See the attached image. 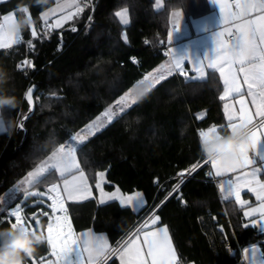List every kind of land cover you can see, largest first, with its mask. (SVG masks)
Returning <instances> with one entry per match:
<instances>
[{
	"label": "trees",
	"instance_id": "1",
	"mask_svg": "<svg viewBox=\"0 0 264 264\" xmlns=\"http://www.w3.org/2000/svg\"><path fill=\"white\" fill-rule=\"evenodd\" d=\"M54 3L6 0L0 3V20L9 11H15L17 19L24 16L19 8L27 6L40 33L45 25L41 14ZM124 9L129 18L127 25L115 16ZM174 9H181L190 20L209 13L212 7L209 0H164L160 8L155 0H92L74 20L53 28L51 35L33 38L26 29L20 44L0 50V72L6 74L0 89L18 101L14 110L6 107L0 112L13 124L9 131L0 133V197L54 147L65 143L70 134L165 60ZM29 40L34 47L28 46ZM132 56L138 57V64L131 61ZM27 57L35 67L18 69ZM32 86L33 111L27 116L31 105L25 93ZM222 91L219 74L211 70L205 79H186L179 74L166 77L78 147L77 157L94 191L97 173L106 171L107 189L117 185L124 192L140 190L149 202L147 207L158 203L177 182L176 174L204 156L199 130L227 124L219 99ZM200 112H205L203 119L198 117ZM21 122L23 129L19 128ZM221 131L227 133L228 129L225 126ZM57 179L54 174L35 183L32 189L44 191ZM180 191L181 197L171 195L158 210L171 233L179 264H246L240 261L242 249L256 243L264 253V234L241 227L242 213L236 202L221 200L218 187L204 180L202 170L187 179ZM68 207L77 231L93 228L107 233L113 243L147 208L135 214L118 201L99 203L95 197L70 202ZM30 214L40 215L44 229L51 208L35 202L26 206L25 216L29 218ZM0 218L6 221L0 223V228L10 226L6 211H0ZM33 255H50L46 241ZM107 264L119 261L113 257Z\"/></svg>",
	"mask_w": 264,
	"mask_h": 264
},
{
	"label": "snow or ice",
	"instance_id": "2",
	"mask_svg": "<svg viewBox=\"0 0 264 264\" xmlns=\"http://www.w3.org/2000/svg\"><path fill=\"white\" fill-rule=\"evenodd\" d=\"M212 3L219 4L221 14L218 29L213 32L214 47L212 49L203 57L194 58L190 54L179 56L175 48H169L167 55L172 57L171 63L161 64L158 68L144 75L143 79L138 82L142 86L145 82L151 81L147 87L131 88L120 95L103 113L85 124L75 134H70L67 143H60L54 147L34 170L28 171L19 184L10 190V192L20 193L25 200L31 196H40L51 201L49 207L53 213V220L47 224L45 241L50 249V256L54 260L45 256H40L37 260L33 254H29L27 257L31 258L32 264H85V259H87V264H97L98 261L106 258L105 253L110 250L106 238L103 235L94 234L91 230L77 234L72 227L71 218L67 214L68 209L65 200L75 202L87 199L90 195V186L76 152L78 147L101 131L107 123L112 122L114 117L124 113L126 109L135 105L142 96L155 89L166 79L165 73L167 76L178 73L186 79H205L207 68L217 72L222 80L223 91L219 96L221 101H226L233 96L239 97L234 103L223 105L227 115L226 127L232 131L241 125L248 128L254 145L253 149L241 151L242 163L238 166L226 165L224 157L206 159L204 165L210 164L214 170L207 173L209 177H222L230 173H239L235 182L232 179L219 181L220 198L223 201L234 199L240 207H245L250 202L243 198L242 190L247 189L254 193L255 199L259 203L256 207L246 208L243 216L248 219V222L243 223L241 227L244 229L258 228L261 233H264V181L258 176L262 169L261 167H252L251 171H246V169L257 164V160L253 158V155H250V152H253L264 164V0H235L234 4L212 0ZM73 4H76V0L64 5L58 3L57 9L51 10V13H42L41 18L45 26L49 29L59 28L64 20L83 11V8L76 4L75 12L57 19L54 24L48 23L50 14H55L56 11H62L64 8H71ZM157 4L159 5V0H157ZM19 12L31 16L27 6L19 8ZM181 15V12L173 13L177 21L174 26L175 33L181 28L178 23ZM115 16L119 17L123 24L129 23L127 9L117 11ZM16 20L13 14L3 17V22L0 23V49L11 48L14 44H20L23 41L22 33H12L7 30L8 25ZM28 29H30L31 37H37L38 33L34 22ZM72 30L75 31L76 29L73 28ZM123 39L126 42L127 36L125 35ZM172 40L173 32H169L168 42L171 43ZM27 43L30 48L34 47L31 40ZM145 43L148 42L145 41ZM185 62L191 63L194 76L185 70ZM26 66L35 67L28 59L17 65L20 70ZM33 89L34 86L29 87L25 93V99L30 105L33 104ZM247 97H251L250 103L254 108L249 106ZM114 108L118 111H114ZM199 118L203 119V113ZM23 126V122H21L19 128L23 129ZM219 127L223 130L225 126ZM217 133H219L218 126L213 124L206 130H199L198 135L200 139L208 140ZM202 166L193 164L190 169L183 170L178 175L181 177L185 173L191 175ZM73 172L78 174H72ZM54 174H58V177L63 180L62 185L52 183L43 193L29 192L27 188L21 187V185L31 186L40 183ZM105 175V172L97 173L100 181L104 179ZM69 176L70 178H65ZM96 187L101 188L99 182ZM179 187L180 185L177 184V191ZM49 193L54 195L49 196ZM101 193H103L102 188ZM107 199L118 201L121 207L137 210L145 207V200L140 192L124 196L119 194V189H117L108 195ZM103 202L102 195L101 203ZM6 204L5 197H0V205ZM158 210L157 208L156 211ZM0 211H6L10 226L25 227L26 222L19 204L11 210L0 208ZM57 213L61 214L57 215ZM43 215H47V213H43ZM160 219L159 215L153 213L140 228L136 229L133 236L125 241L119 250H113L119 252L122 264H177L179 256L167 226L155 227ZM28 221H35L36 225L39 226V220L35 214L29 217ZM5 222L4 218H0V223ZM250 251L252 264H264V253H260L256 244H253L251 248H243L245 257H248ZM257 253H260L259 258H257Z\"/></svg>",
	"mask_w": 264,
	"mask_h": 264
},
{
	"label": "crops",
	"instance_id": "3",
	"mask_svg": "<svg viewBox=\"0 0 264 264\" xmlns=\"http://www.w3.org/2000/svg\"><path fill=\"white\" fill-rule=\"evenodd\" d=\"M3 1H6V0H0V3L1 2H3ZM209 2H210V4H211V7H212V9H211V11L209 12V13H207V14H205V15H203V16H200V17H196V18H192V19H190V20H188L187 19V17H186V15H185V13L181 10V9H174V10H172V12H171V16H170V26H171V32H173V40H172V42L170 43V47L169 48H175L176 49V52H177V55H179V56H183V55H186V54H190L192 57H203L210 49H212L213 47H214V45H213V39H212V36H213V32L214 31H216L217 29H218V21H219V18H220V10H219V4H214V3H212V0H209ZM220 2L221 3H230V4H234V3H232L231 2V0H220ZM163 4H164V0H159V5L157 4V0H155V5H156V7L157 8H160V7H162L163 6ZM175 12H181L182 13V15H181V17L179 18V21H178V23H179V25H180V30L179 31H177L176 33H175V31H174V26H175V24H176V19H175V17L173 16V13H175ZM9 14H13L15 17H16V19H17V14H16V12L15 11H9V12H7V13H5V14H3L2 15V17H1V20H0V23H2L3 22V17L5 16V15H9ZM128 17V16H127ZM129 19V18H128ZM51 24H53V21L51 22ZM59 28H61V27H59ZM58 29V28H57ZM37 31V30H36ZM38 33V32H37ZM38 36V35H37ZM15 45H17V44H14L13 46H15ZM0 50H3V49H0ZM169 52V51H168ZM171 60H172V57L171 56H169V55H167V57L165 58V60H163L159 65H157L155 68H153L152 70H150V71H153L154 69H156V68H158L161 64H165V63H171ZM184 67H185V70H187V71H189L190 73H191V75L192 76H194L195 75V73L194 72H192V70H191V63H189V62H185V64H184ZM206 72L208 73V69L206 68ZM173 74H178V73H173ZM165 75H166V77H168L167 76V74L165 73ZM180 75V74H179ZM188 79H191V78H188ZM138 82L139 81H137L134 85H133V87H131V88H137V87H147L150 83H151V81H148L146 84H144V85H139L138 84ZM242 82V81H241ZM243 83V82H242ZM130 88V89H131ZM222 94V93H221ZM245 95L247 96V93H245ZM239 99V97L238 96H233V97H230L228 100H226V101H223V105L225 104V103H234L236 100H238ZM247 99H248V102H249V106L250 107H253L254 108V106L253 105H251V103H250V101H251V97H247ZM113 104V103H112ZM112 104H110V105H112ZM132 107V106H131ZM130 107V108H131ZM108 108V106L105 108V109H107ZM129 108V109H130ZM237 108H238V105H237ZM104 109V110H105ZM104 110L101 112V113H103L104 112ZM128 110V109H127ZM223 111H224V109H223ZM0 112H1V110H0ZM100 113V114H101ZM203 113V117L205 116V112H200V113H198V117H200V115ZM1 115V114H0ZM224 117H225V120H226V122H227V115H226V113L224 112ZM116 117H114V119H115ZM109 124V123H108ZM224 125V124H223ZM218 126V131L220 132V133H223L222 131H221V129H220V127L219 126H221V125H217ZM224 126H226V124L224 125ZM228 129V128H227ZM206 130V129H205ZM230 129H228V131H229ZM77 132V131H76ZM75 132V133H76ZM1 133V132H0ZM74 133V134H75ZM70 139V138H69ZM69 139L65 142V143H67L68 141H69ZM76 155H77V152H76ZM250 155H253V158L254 159H256L257 160V164L256 165H254V166H251L249 169H246V171H251V168L252 167H261V169H262V164H261V161L259 160V158L258 157H256L255 156V154L253 153V152H250ZM34 170V169H33ZM213 170V169H212ZM214 171V170H213ZM101 172H105L106 173V171H101ZM72 174H78V173H76V172H73ZM86 174V173H85ZM239 175V173H230V174H227V175H225V176H222V177H218L219 179H220V181H226V180H228V179H232L234 182L236 181V177ZM56 176L58 177V174H56ZM258 176H259V178L262 180V181H264V173L262 172V170H261V173H259L258 174ZM86 177H87V182H88V184H89V186H90V195H88V198L87 199H90V198H92V197H95L96 199H97V201L99 202V203H101V199H102V195H103V199H104V202L103 203H105V202H108V201H110V200H108L107 199V197H108V195H110V194H112L113 192H115L117 189H119V194H121V195H124V196H127V195H130V194H133V193H135V192H140V193H142V195H143V198H144V200H145V207H147V205L149 204V202H148V200H147V198H146V196H145V194L142 192V191H140V190H135V191H132V192H124V191H122L120 188H119V186H114V188L113 189H107L106 188V183H107V174L105 175V177H104V179L102 180V181H100L99 180V177L97 176V182H96V184L99 182L100 183V185H101V188L103 189V193H101V188H97L96 187V192L94 191V189H93V187H92V185H91V183H90V181H89V178H88V176L86 175ZM65 178H70V176L69 177H65ZM54 183H59V184H61L62 185V183H63V180L62 179H60L59 177H58V179H57V181L56 182H54ZM34 185V184H33ZM33 185H31V186H29V185H27L26 186V188H28V189H32V186ZM47 190V189H46ZM48 195H54V194H52V193H49ZM242 195H243V198L245 199V200H248L250 203H249V205H246L245 207H240L237 203V205H238V207L240 208V210H241V213H242V221H243V223H246V222H248V219L247 218H245L244 216H243V212L246 210V208L247 207H256V205L259 203V201H257L256 199H255V194L254 193H251V192H249L247 189H243L242 190ZM87 199H83V200H80V201H75V202H82V201H84V200H87ZM232 200H234V199H232ZM235 201V200H234ZM70 202H73V201H67V200H65V203H70ZM144 207V208H145ZM143 208V209H144ZM143 209H141V210H137V209H134V208H131V210L135 213V214H138V213H140ZM153 213H155L156 215H159L160 216V214L158 213V211H156V212H153ZM67 214L69 215V212H67ZM152 215V214H151ZM70 216V215H69ZM150 217V216H149ZM71 218V217H70ZM160 218H161V216H160ZM253 218H258V217H253ZM53 220V213H52V210H51V214H50V217H49V220H48V222H47V224L50 222V221H52ZM71 223H72V220H71ZM47 224H46V226H45V228L43 229V225H39V226H37L36 225V223H35V226H36V230H37V232H43L44 233V235H46V227H47ZM161 226H167L166 224H163L162 223V218L160 219V221L158 222V224L155 226V227H161ZM72 227H73V229L75 230V232L77 233V234H79V233H81V232H86V231H89V230H91L94 234H96V235H103L105 238H106V240H107V243H108V245L110 246V248H111V246L115 243H113V241L109 238V236L107 235V233H105V232H102V231H96V230H94L93 228H87V229H83V230H80V231H77L75 228H74V226H73V223H72ZM167 228H168V226H167ZM259 233H261L260 231H259V229L258 228H255ZM168 230H169V228H168ZM169 233H170V231H169ZM261 234H264V233H261ZM170 235H171V233H170ZM172 238V237H171ZM172 242H173V240H172ZM174 244V243H173ZM256 245L258 246V248L260 249V253H262V250H261V246H260V244H258V243H256ZM251 246L252 245H248V246H246V247H249V248H251ZM177 251V250H176ZM242 252H243V249H242ZM107 253V252H106ZM105 253V254H106ZM178 253V252H177ZM260 253H257V258H259V256H260ZM244 255V254H243ZM178 256H179V254H178ZM117 259H118V261H119V264H122V261H121V259H120V256H119V252L116 254V256H115ZM48 259H53L54 260V258L53 257H51L50 255L47 257ZM244 258H245V262H246V264H252V253H251V251L249 252V254H248V257H245V255H244ZM36 259L37 260H39V257H36ZM25 260H26V264H32V261H31V258H29V257H27L26 256V258H25ZM85 264H87V259H85ZM177 264H179V259H178V261H177ZM189 264H193V263H189Z\"/></svg>",
	"mask_w": 264,
	"mask_h": 264
},
{
	"label": "clouds",
	"instance_id": "4",
	"mask_svg": "<svg viewBox=\"0 0 264 264\" xmlns=\"http://www.w3.org/2000/svg\"><path fill=\"white\" fill-rule=\"evenodd\" d=\"M46 2V0H38ZM33 23V18L25 14L13 23L7 30L12 33H23ZM6 80V74L0 72V84ZM18 101L14 95L0 89V110L15 109ZM13 127L11 120L0 115V132L9 131ZM201 152L207 159L224 157L226 165L238 166L242 163L240 154L243 149L251 151L254 147L248 128L241 125L235 131L217 133L213 138L200 141ZM45 243L43 232L32 231L23 226L0 228V264H26V256L34 254L37 248Z\"/></svg>",
	"mask_w": 264,
	"mask_h": 264
},
{
	"label": "built area",
	"instance_id": "5",
	"mask_svg": "<svg viewBox=\"0 0 264 264\" xmlns=\"http://www.w3.org/2000/svg\"><path fill=\"white\" fill-rule=\"evenodd\" d=\"M231 2L232 3H234L235 2V0H231ZM52 29L53 28H51V29H49V28H47L45 25L43 26V28H42V30H41V32L40 33H38V37H45V36H49V35H51L52 34ZM169 47H170V45H167L166 47H165V51L168 53V51H169ZM25 60V59H24ZM23 60V61H24ZM29 60V59H28ZM131 61L132 62H134V63H136V64H138V62H139V59H138V57H136V56H132L131 57ZM27 67V66H26ZM148 72H150V71H148ZM148 72H145L144 74H143V76L144 75H146ZM143 76L138 80V81H140V80H142L143 79ZM146 84V83H145ZM207 158L205 157V156H203V157H201L199 160H197V162H195L194 164H199V165H203L202 167H200V168H198V170L195 172V173H193V174H191V175H189L188 173H185V175L183 176V177H181V176H179L178 174H176V177H178V180H177V182L174 184V186H173V188L172 189H170L164 196H163V198H161V200L158 202V203H151V205L149 206V207H147L146 208V210L144 211V212H142L141 214H140V216L136 219V221H135V223L111 246V248H110V250L109 251H107V253L105 254V257L106 258H103L101 261H98L97 262V264H107L113 257H115L116 256V254L118 253V251H113V250H119L120 248H121V246L125 243V241H127L130 237H132L133 236V234L135 233V231H136V229H138V228H140L142 225H143V223L149 218V216H151V214H153V212H156V209L158 208L159 209V207H160V205L162 204V203H164V201H166L167 200V198L168 197H170L171 195H174V194H177L178 195V197H181V191H180V188L182 187V185H183V183L187 180V179H189V178H193V177H195V174L198 172V171H200V170H202L203 171V175H204V180H206V181H210V182H213V183H215L216 184V186L218 187V183H219V181H220V179L218 178V177H215V176H212V177H209L208 175H207V173L209 172V171H213L212 170V167H211V165L210 164H207V165H204V161L206 160ZM261 164H262V162H261ZM192 166V165H191ZM191 166L189 167V168H187V169H190L191 168ZM262 166V172L264 173V164H262L261 165ZM177 184H179L180 185V187H179V190L177 191L176 190V185ZM161 187L163 188V189H165V186H163V183L161 184ZM66 204V206H67V209H68V211H69V207H68V204L67 203H65ZM59 214H61V213H57V215H59ZM241 262H244V263H246L245 262V258H244V255H243V252H242V256H241V260H240Z\"/></svg>",
	"mask_w": 264,
	"mask_h": 264
},
{
	"label": "rangeland",
	"instance_id": "6",
	"mask_svg": "<svg viewBox=\"0 0 264 264\" xmlns=\"http://www.w3.org/2000/svg\"><path fill=\"white\" fill-rule=\"evenodd\" d=\"M84 1V3H82V1L81 0H76V4H78L80 7H82L83 8V6L85 5V4H92V0H83ZM72 2V0H55V3L53 4V5H51V6H49L47 9H45L42 13H45V12H49V13H51V10H53V9H57V7H58V3L60 4V5H64V4H66V3H71ZM76 4H73V6L71 7V8H64L62 11H56L55 12V14H50L49 15V17H48V19H52V21H53V24L55 23V21L57 20V19H61V18H63V17H66V16H68V14L69 13H72V12H75V10H76ZM81 12H79L77 15H73L72 16V18H70V19H66V20H64L63 22H62V26L61 27H63L64 25H66L67 23H69V22H71L72 20H74L79 14H80ZM145 83H147V82H145ZM143 97V96H142ZM129 109V108H128ZM114 111H118L117 109H113ZM126 111H127V109H126ZM122 114V113H121ZM121 114H119V115H121ZM100 115V114H99ZM118 115V116H119ZM98 116V115H97ZM96 116V117H97ZM117 116V117H118ZM95 119V118H94ZM93 120V119H92ZM91 120V121H92ZM90 121V122H91ZM108 124V123H107ZM106 124V125H107ZM106 127V126H105ZM21 181V180H20ZM19 181V182H20ZM19 182L14 186V187H12L10 190H12V189H14L18 184H19ZM26 186L27 185H21V187L22 188H26ZM10 190L8 191V192H6L4 195H3V197H5V199H6V206H8V209L9 210H11V208H13V207H15L17 204H19V206H20V210H21V212H22V215H23V217H24V219H25V227H27L28 229H30V230H32L33 231V229H35V231H37L36 230V226H35V221H31V222H29L28 221V218L25 216V212H26V206L28 205V204H33V203H35V202H41V203H46L47 205H50V203H51V201H50V199H48V198H45V197H40V196H31V197H36L37 199H34V200H32L31 199V197H29L27 200H25V199H23L22 198V195L20 194V193H15V192H10ZM27 190L29 191V192H40V193H43V192H45L46 190H44V191H41V190H39V189H28L27 188ZM6 194H7V196H6ZM49 196H51V195H49ZM42 213H45V211H42ZM34 214H30V216L29 217H32ZM35 216H36V218L39 220V225L41 226L42 224H41V218H40V215H36L35 214Z\"/></svg>",
	"mask_w": 264,
	"mask_h": 264
},
{
	"label": "water",
	"instance_id": "7",
	"mask_svg": "<svg viewBox=\"0 0 264 264\" xmlns=\"http://www.w3.org/2000/svg\"><path fill=\"white\" fill-rule=\"evenodd\" d=\"M34 91H35V87H34V89H33V93H34ZM33 93H32V99H33ZM31 111L29 110V112L27 113V116H29L30 115V113L33 111V105H31ZM26 116V117H27Z\"/></svg>",
	"mask_w": 264,
	"mask_h": 264
},
{
	"label": "bare ground",
	"instance_id": "8",
	"mask_svg": "<svg viewBox=\"0 0 264 264\" xmlns=\"http://www.w3.org/2000/svg\"><path fill=\"white\" fill-rule=\"evenodd\" d=\"M26 59H29L32 62V59L30 57H27ZM136 64V63H135ZM183 202V201H182Z\"/></svg>",
	"mask_w": 264,
	"mask_h": 264
}]
</instances>
